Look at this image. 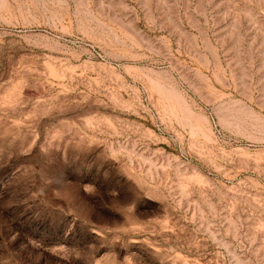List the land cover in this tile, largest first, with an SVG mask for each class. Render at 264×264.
Masks as SVG:
<instances>
[{
    "label": "rangeland",
    "instance_id": "rangeland-1",
    "mask_svg": "<svg viewBox=\"0 0 264 264\" xmlns=\"http://www.w3.org/2000/svg\"><path fill=\"white\" fill-rule=\"evenodd\" d=\"M0 264H264V0H0Z\"/></svg>",
    "mask_w": 264,
    "mask_h": 264
}]
</instances>
